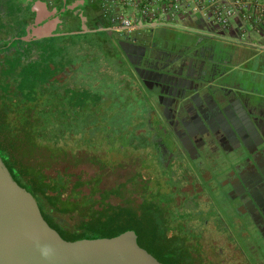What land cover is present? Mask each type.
<instances>
[{
	"label": "flooded vegetation",
	"instance_id": "flooded-vegetation-1",
	"mask_svg": "<svg viewBox=\"0 0 264 264\" xmlns=\"http://www.w3.org/2000/svg\"><path fill=\"white\" fill-rule=\"evenodd\" d=\"M50 24L51 33L33 37L35 28ZM75 32L96 36L93 46L74 44L83 65L96 63L77 76V86L62 89L71 73L60 61L73 35H61ZM246 50L233 31L213 22L128 31L99 0H0V84L6 78L8 92L20 93L21 72L9 76L3 69L9 62H60L34 92L77 93L70 187L84 195L107 192L106 203L125 210L146 201L165 207L172 231L203 264H264V58ZM36 74L45 78L43 71L29 77ZM104 84L111 103L109 84L116 85L118 102L128 89L141 104L135 114L105 115L109 103L95 92ZM92 111L102 121L90 123ZM47 213L60 228L80 220L76 213Z\"/></svg>",
	"mask_w": 264,
	"mask_h": 264
},
{
	"label": "trees",
	"instance_id": "trees-1",
	"mask_svg": "<svg viewBox=\"0 0 264 264\" xmlns=\"http://www.w3.org/2000/svg\"><path fill=\"white\" fill-rule=\"evenodd\" d=\"M54 66L52 62L33 66L9 62L3 68L9 76L21 72L16 80L20 93L8 92L6 78L0 84V159L15 183L34 197L44 220L64 241L110 239L131 230L140 247L161 264H203L202 255L189 253L186 238L172 231L173 221L165 207L146 201L125 210L109 206L107 192L92 190L84 195L77 185L70 187L74 175L68 169L77 164V93L34 92L36 84H45L57 72ZM37 71H43L45 78L29 77ZM89 98L84 96L80 103ZM51 211L76 213L80 220L60 228L47 213Z\"/></svg>",
	"mask_w": 264,
	"mask_h": 264
},
{
	"label": "water",
	"instance_id": "water-1",
	"mask_svg": "<svg viewBox=\"0 0 264 264\" xmlns=\"http://www.w3.org/2000/svg\"><path fill=\"white\" fill-rule=\"evenodd\" d=\"M36 7L46 11L41 1ZM53 30L52 24L37 27L32 35L40 38L41 32ZM0 264L161 263L138 245V237L131 230L110 239L64 241L44 221L33 197L15 183L0 159Z\"/></svg>",
	"mask_w": 264,
	"mask_h": 264
},
{
	"label": "built area",
	"instance_id": "built-area-1",
	"mask_svg": "<svg viewBox=\"0 0 264 264\" xmlns=\"http://www.w3.org/2000/svg\"><path fill=\"white\" fill-rule=\"evenodd\" d=\"M104 12L120 22L128 31L138 27L186 26L185 19L197 12L202 20L213 22L224 30L228 29L233 18L249 15V0H99ZM254 15L257 22L264 24V9Z\"/></svg>",
	"mask_w": 264,
	"mask_h": 264
},
{
	"label": "rangeland",
	"instance_id": "rangeland-1",
	"mask_svg": "<svg viewBox=\"0 0 264 264\" xmlns=\"http://www.w3.org/2000/svg\"><path fill=\"white\" fill-rule=\"evenodd\" d=\"M229 31H233V28L231 29L230 27L228 28ZM233 34L235 36H233V39L234 38H238L240 37L241 38V35H240V32H237V31H233ZM247 37V36H246ZM246 37H243L244 39ZM65 41H71V43L67 46H65V51H64V58H62V60L58 63H54L55 65H59L62 64V67H65L66 70L70 71L71 73V78L67 79L66 81H64L60 87L62 89H64L65 87H68L70 85H73L76 84L77 86V76H81L82 73H83V70H85L86 68L90 69V68H93L95 67V63L96 61L93 60L91 63H89L90 66H85L83 65L82 63V59L83 57H81L80 55H78V50H77V47H75L74 44L76 45H86V46H93L96 42V36L95 35H92V34H85V35H73V36H70L68 37ZM84 85H87V86H90V83L87 82V83H83ZM106 84L104 85H98V89L95 90V92L97 93V96H103V101L104 103L108 102L109 103V106L108 107H105V115H106V110L108 111H111L112 109H116V115H120V116H124L127 114V112L129 113H133L135 114L136 110L138 109V107H140V102L135 99L134 97H132L131 93L127 90H124V96L123 98L121 99V97H118L119 99V102L116 100L117 97L116 96V85H108V87H110L111 89V93L113 94V97H114V100H113V103H111V99H110V94L108 93H104L103 92V88H101L102 86L104 87ZM106 87V86H105ZM109 97V99H108ZM108 99V100H107ZM90 104H92V102H90ZM89 104V106H91ZM121 105V106H118V105ZM124 104V106H122ZM104 118V116H96L95 112L92 111L89 113L87 119H89L88 121L90 123H93L96 121V122H100L102 121V119ZM104 121H106L104 119ZM107 123H105V125H108L109 128H111V118H108ZM80 123H84L83 120L80 121ZM91 131H87L86 134H90ZM168 174H166L167 176ZM164 184L167 186V185H170V183L168 182H164ZM69 219V218H67ZM70 225H74L76 224V222L74 220H71L69 222Z\"/></svg>",
	"mask_w": 264,
	"mask_h": 264
},
{
	"label": "crops",
	"instance_id": "crops-1",
	"mask_svg": "<svg viewBox=\"0 0 264 264\" xmlns=\"http://www.w3.org/2000/svg\"><path fill=\"white\" fill-rule=\"evenodd\" d=\"M256 7L264 9V0H249V15L251 20H246L242 14H238L233 18L230 28L233 31L240 32L241 41L247 46V53L257 58H264V24L257 22L254 15L258 14ZM186 26L201 25L207 23L202 20L197 12H193L185 19ZM233 36H235L233 34ZM247 36V37H246ZM243 37H246L245 39ZM236 40V38H234Z\"/></svg>",
	"mask_w": 264,
	"mask_h": 264
}]
</instances>
